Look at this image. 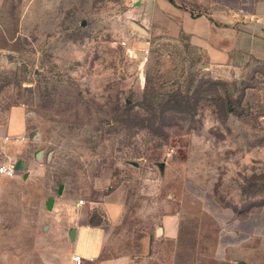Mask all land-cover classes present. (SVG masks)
Segmentation results:
<instances>
[{"label": "rangeland", "instance_id": "374dc122", "mask_svg": "<svg viewBox=\"0 0 264 264\" xmlns=\"http://www.w3.org/2000/svg\"><path fill=\"white\" fill-rule=\"evenodd\" d=\"M170 1L264 29V0ZM162 3L4 0L0 164L16 171L0 176V264L59 261L79 200L105 231L101 258L142 255L168 215L264 217V64L212 60L155 18ZM14 112L25 129L11 136Z\"/></svg>", "mask_w": 264, "mask_h": 264}, {"label": "crops", "instance_id": "0c3cea01", "mask_svg": "<svg viewBox=\"0 0 264 264\" xmlns=\"http://www.w3.org/2000/svg\"><path fill=\"white\" fill-rule=\"evenodd\" d=\"M3 3L0 0V11ZM171 4L162 3L164 10H156L155 18L160 21L162 14L167 13L170 31L188 35L192 44L201 47L212 60L226 62L233 51H242L264 64V29L261 32L255 25L238 29L231 23L235 17L227 16L222 10L212 9L193 17L191 12ZM9 121V135L24 132L20 112H14ZM75 206L78 211L70 216L72 227L68 231L69 252L57 262L49 259L47 264H73L72 256L80 257L82 264H264V217L261 215L249 214L241 220L231 212L221 211L214 214L216 221L208 219L210 224L197 223L189 214L168 215L164 226L156 230L162 240L143 241L146 248L142 255L101 258L103 226L92 222L90 217L86 220L82 205ZM103 212L99 219L110 223L121 214L114 203H109Z\"/></svg>", "mask_w": 264, "mask_h": 264}, {"label": "built area", "instance_id": "2783aa9c", "mask_svg": "<svg viewBox=\"0 0 264 264\" xmlns=\"http://www.w3.org/2000/svg\"><path fill=\"white\" fill-rule=\"evenodd\" d=\"M20 139L23 140L24 138L21 137ZM15 171H16L15 165L12 163L0 164V175L1 176L12 178L15 175ZM77 204L82 205L83 201L79 200L77 201ZM71 261L73 262V264H82V260L78 256H72Z\"/></svg>", "mask_w": 264, "mask_h": 264}, {"label": "water", "instance_id": "95a60500", "mask_svg": "<svg viewBox=\"0 0 264 264\" xmlns=\"http://www.w3.org/2000/svg\"><path fill=\"white\" fill-rule=\"evenodd\" d=\"M132 27L138 28V29H140V31H144L143 28L138 27L133 23H132ZM51 204H52V200H48L47 201V208H50ZM72 234H73V230H71V232H70V238H72Z\"/></svg>", "mask_w": 264, "mask_h": 264}, {"label": "trees", "instance_id": "16d2710c", "mask_svg": "<svg viewBox=\"0 0 264 264\" xmlns=\"http://www.w3.org/2000/svg\"><path fill=\"white\" fill-rule=\"evenodd\" d=\"M170 3H172L170 0H169Z\"/></svg>", "mask_w": 264, "mask_h": 264}]
</instances>
